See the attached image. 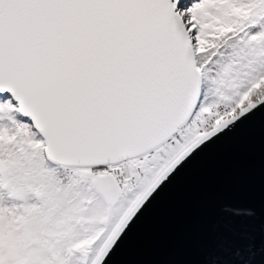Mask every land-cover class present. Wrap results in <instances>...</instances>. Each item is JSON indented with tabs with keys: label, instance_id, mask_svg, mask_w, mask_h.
I'll return each instance as SVG.
<instances>
[{
	"label": "snow or ice",
	"instance_id": "6c2138e0",
	"mask_svg": "<svg viewBox=\"0 0 264 264\" xmlns=\"http://www.w3.org/2000/svg\"><path fill=\"white\" fill-rule=\"evenodd\" d=\"M258 116L264 0H0V264H112Z\"/></svg>",
	"mask_w": 264,
	"mask_h": 264
},
{
	"label": "water",
	"instance_id": "95a60500",
	"mask_svg": "<svg viewBox=\"0 0 264 264\" xmlns=\"http://www.w3.org/2000/svg\"><path fill=\"white\" fill-rule=\"evenodd\" d=\"M243 210L236 215L226 210ZM254 246L264 264V116L204 152L147 210L112 264H248L218 246Z\"/></svg>",
	"mask_w": 264,
	"mask_h": 264
}]
</instances>
